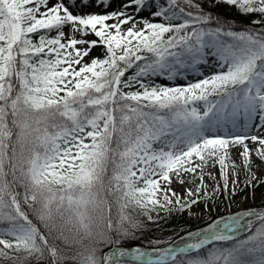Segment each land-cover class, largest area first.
Segmentation results:
<instances>
[{
	"label": "snow or ice",
	"instance_id": "1",
	"mask_svg": "<svg viewBox=\"0 0 264 264\" xmlns=\"http://www.w3.org/2000/svg\"><path fill=\"white\" fill-rule=\"evenodd\" d=\"M0 264H264V0H0Z\"/></svg>",
	"mask_w": 264,
	"mask_h": 264
},
{
	"label": "rangeland",
	"instance_id": "2",
	"mask_svg": "<svg viewBox=\"0 0 264 264\" xmlns=\"http://www.w3.org/2000/svg\"><path fill=\"white\" fill-rule=\"evenodd\" d=\"M241 179H243V178L241 177ZM246 191H248V190L246 189ZM256 191H257V193H259L260 189L258 188ZM241 196H243V193H241ZM259 203H260V201H259L258 196H257V199H252V198H249L247 200L237 199L236 203L232 205L230 211L235 212V211H238L240 209H246V208H250L253 206H258ZM227 211H229V209L227 208V205H222L220 207V214H222V215L226 214ZM193 221H195V220H193ZM195 223H197V222L195 221ZM169 234H171V232L164 234V235H169Z\"/></svg>",
	"mask_w": 264,
	"mask_h": 264
},
{
	"label": "trees",
	"instance_id": "3",
	"mask_svg": "<svg viewBox=\"0 0 264 264\" xmlns=\"http://www.w3.org/2000/svg\"><path fill=\"white\" fill-rule=\"evenodd\" d=\"M187 222H188L187 217L174 216V217L168 219L166 222H164L160 225V227L162 229V234H167V233L171 232L170 230H171L173 225L183 226V224L187 223ZM191 222L195 224V221H191Z\"/></svg>",
	"mask_w": 264,
	"mask_h": 264
}]
</instances>
